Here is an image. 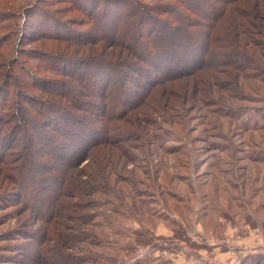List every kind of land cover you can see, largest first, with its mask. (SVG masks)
<instances>
[{
  "label": "rangeland",
  "instance_id": "1",
  "mask_svg": "<svg viewBox=\"0 0 264 264\" xmlns=\"http://www.w3.org/2000/svg\"><path fill=\"white\" fill-rule=\"evenodd\" d=\"M37 1L0 0V41L9 37L6 44H0V48L3 46L0 49V66L14 62L12 72L22 83L56 74L47 59L41 56L43 51L38 50L52 47L57 51V47L51 46L53 42L42 46L31 42L33 39L28 37L30 34L40 36L50 28V34L62 35L61 31L53 26H43L46 25L45 17H40L41 12L34 11L33 7L31 11L35 13L28 19L30 24L22 28V14L30 5L37 7ZM54 1L43 0L44 4L40 1L39 9L53 8ZM73 1L77 6L87 4L84 0ZM86 1L93 8L95 0ZM186 1L193 10H212L209 0ZM244 1L243 16H251L247 28L250 26L254 30L253 36H246L243 41V38L234 37L232 32L224 37L218 35V43L225 41L223 46L230 50L223 51V54L219 50L220 44L213 50L220 58L234 59L256 71H245L243 81H240L241 91H234L231 96L234 101L229 98V93L220 91L219 99L227 107H219L223 109L219 111L223 115L208 114V118L214 117L215 129L188 134V128L195 126V123H190V117L204 112L194 110L195 113H189L193 101L184 98H192L190 93L167 94L163 100L165 103L170 101V110L162 106L160 97L149 101L146 107H140L128 117L131 125L119 122L120 129H116L115 139L129 145L111 154L113 160L108 164V171L99 174V183L94 186L97 191L93 194L87 185L85 188L75 187L82 182L79 168L71 165L67 169V163L59 159V153L44 155L45 146L49 143L46 142L48 131H43V125L38 127L34 138L28 131L25 138L20 133L12 140L13 148L9 151L14 158L5 165L9 168L7 177L4 165L0 164V264H128L143 257L149 262L142 264H234L238 256H243V249L264 256V247H257L259 239H264V0ZM98 2L102 3L101 0ZM140 2L166 6L177 3L175 0ZM24 4L28 6L22 8ZM47 4L52 7H47ZM54 6L64 8L66 4L54 3ZM169 7L174 9V6ZM180 8L192 18V12L185 5L180 4ZM91 10L94 14L100 12ZM63 14L48 18L47 22L54 20L58 27L64 28L63 20L66 18L77 16L85 19V15L79 12ZM87 23L74 27L86 29ZM90 25L93 26L92 21ZM162 26L169 29L165 24ZM178 36L174 33L173 38ZM168 38L166 36L164 40ZM69 48L72 55L77 53L76 57L84 61L85 57L79 56L82 53L75 52V46ZM78 63L77 73L87 72L81 62ZM217 78L219 88L227 87L229 82L225 75L219 74ZM36 83L41 84L39 81ZM70 87L68 91L72 93ZM9 91V96L17 92L16 88ZM241 106L243 109H234L232 116L224 113L227 108L231 110ZM14 113V110L4 113L7 114L8 127L16 124L10 119ZM76 114L81 121L90 118L82 112ZM148 115L153 122L151 125L137 119ZM208 118L204 117L203 123ZM198 127L200 131L203 128L198 125L194 130ZM247 127L260 129L248 131L245 135L243 131ZM193 136L199 141H191ZM230 143L240 151L231 153L227 147ZM72 145L69 143V148ZM170 147L176 149L175 152H170ZM202 149L210 151L204 153ZM51 150L52 147L48 149ZM123 154L128 158L123 160ZM255 154L258 161H250ZM221 156L230 161V172L221 173L215 168ZM82 165L87 173H91L90 163ZM66 170L73 179L70 180L71 185H63ZM14 171L18 172L12 177ZM168 175H173L171 185L165 182ZM86 183L89 184V178H86ZM217 183L218 190L214 193L212 186ZM78 188L85 190V195L78 196L81 192L77 191ZM215 203L221 208L217 209ZM249 222H254L255 226ZM178 224L190 242L204 247L190 248L180 243L177 237L174 238L179 247L173 243L163 245L166 241H157L156 246H143L135 238L140 234L138 236L134 231L142 233L144 229H154L155 237H169L173 230H177L171 231V228ZM255 228L260 230L259 235L253 232ZM221 246L232 250L222 252ZM229 252L233 254L229 255Z\"/></svg>",
  "mask_w": 264,
  "mask_h": 264
},
{
  "label": "trees",
  "instance_id": "2",
  "mask_svg": "<svg viewBox=\"0 0 264 264\" xmlns=\"http://www.w3.org/2000/svg\"><path fill=\"white\" fill-rule=\"evenodd\" d=\"M40 1L44 4L43 0H38L37 7L30 5L27 8L28 11L22 14L24 16L22 28L30 24L28 19L31 14L39 11L41 12L40 17L46 19V25L43 26H53L61 31L62 35L53 32L50 34V28L40 36L30 34L28 37L33 39L31 42L40 43L42 46H48L46 43L53 42L51 46L57 47V51L52 47L49 50H38L43 51L45 55L41 56L47 59L56 74L52 77L33 78L30 83H22L19 76L12 72L14 62H9L8 66L4 64L0 66L2 67L0 71V164L4 165L6 177L9 174V168L5 165L14 158V154L9 151L13 148L12 140L20 133L25 138L28 131H31V136L34 138V134H37L39 130L38 127L41 128L43 125L45 127L43 131H48L46 142L49 143V148L48 145L45 146L44 155L52 156L59 153V159L67 163V169L71 165L79 168L82 182L78 186L72 184L83 188L87 185L90 193L93 194L97 191L94 186L99 183L101 177L99 174L107 172L108 164L113 160L111 154L114 150L129 145L125 141L115 139L117 138L116 129H120V121L131 125L128 117L134 115L140 107H146L149 101H154L159 97L162 106L170 110V101L165 103L163 100L167 94L175 95L176 92H180V94L187 95L190 93L192 98H184V100L193 101L191 106L193 108L189 110V113H193L194 110L204 112L201 114L194 112L195 116L190 117V123H195V126L188 128V134L196 131L206 133L216 128L212 123L214 117L209 116L208 118V114L223 115L219 113L223 110L219 107H227L219 99L220 91L229 93V98L234 101L231 96L234 91H241L240 81H243L245 71H256L235 62L234 59L224 58V60L213 50L218 44L222 45L219 47L222 53L230 50L223 46L225 41L218 43L220 40L218 35L224 37L232 32L234 37L243 38V41L246 36H253L254 30L250 26L247 28V25H250L251 16H243L244 0H209L208 3L212 5L211 12L201 11L198 8L193 10L192 5L186 0H175L177 3L167 6L166 4L147 5L140 0H101V4L99 0H95L93 8L86 0L84 1L87 4L79 6L73 0H55V5L64 3L66 6L56 8L53 3V8L48 10L39 9L41 8ZM180 4L185 5L192 12V18L180 8ZM49 5L51 6L47 4V7ZM25 6L28 5L24 4L22 8ZM169 6H174V9ZM32 7L34 11H31ZM91 9L100 12L94 14V10ZM71 11L84 14L85 19L77 16L71 19L66 18L63 20L64 28L58 27L54 20L47 22L48 18L52 19L51 17L55 18L64 15V12ZM194 16L196 18H193ZM182 18L185 19L182 20ZM86 20L88 21L86 29L74 27L86 25ZM131 20H133L132 24H130ZM90 21L93 26L90 25ZM164 24L169 29H165L162 26ZM174 33L180 36L173 38ZM166 36L169 38L164 40ZM6 38L0 41V44H6L9 37ZM71 46L76 47L75 52L82 53L79 56L85 57L84 61L76 57L77 53L72 55L73 51L69 48ZM78 61L87 71L85 72L87 75L77 73ZM219 74L225 75L229 82L223 89L217 86ZM38 81L41 84H37ZM75 84L76 88H74ZM69 87L72 93H69ZM13 88H16L17 92L9 96V90ZM84 99L91 100L84 102ZM236 108L238 111L243 109L242 106L231 110L227 108L224 113L232 116L231 112ZM10 110L15 111L10 118L16 122L12 127L7 126L8 122L5 118L7 114H4ZM79 112L89 115L90 118L81 121L76 114ZM226 114L225 117L228 118ZM204 117L208 119L203 123ZM137 119L148 125L153 123L150 115ZM74 123L77 126H74ZM198 125L203 127L201 131L199 127L194 130ZM257 129L260 128L247 127L243 133L247 135L248 131ZM196 138L193 136L191 141H199ZM71 142L73 145L69 148ZM250 145L255 148L254 144ZM50 147L52 150L48 151ZM227 147L231 153L240 151L231 143ZM208 148L209 146L206 145V149ZM175 150L173 147L169 149L170 152H175ZM125 151L122 152L125 153ZM202 151L208 153L210 150L202 149ZM224 156L218 158L219 161L215 165L221 173L231 171L228 166L230 161ZM122 157L123 160L128 158L126 154ZM249 160L257 162V154ZM88 163L91 166V173H87L82 165ZM17 172L14 171V174H11L12 177H15ZM172 176L165 177V182L169 185L173 184ZM86 178H89V184L86 183ZM70 180L73 179L66 170L63 185L66 183L71 185ZM217 190L218 183L212 186L214 193ZM77 191H81L78 196L85 195V190L82 188H78ZM215 206L217 209L221 208L216 203ZM217 209L213 210L217 212ZM223 217L226 216L223 215ZM249 223L255 226L254 222ZM179 226L178 224L174 228L170 227L171 231L172 229L177 230H173L169 237L161 235L155 237L154 229L152 231L144 229L142 233L137 230L134 234L138 236L140 234L135 238L142 242L143 246H156L157 241L162 243L166 241L163 245L170 246L173 243L179 247L180 244L174 238L177 237L180 243L190 248L204 247L190 242L184 230ZM220 248L222 252L232 250V248L223 246ZM148 262L146 257H143L138 258V262L133 263L131 260L127 263ZM234 264H264V256L243 252V256L242 254L238 256Z\"/></svg>",
  "mask_w": 264,
  "mask_h": 264
},
{
  "label": "built area",
  "instance_id": "3",
  "mask_svg": "<svg viewBox=\"0 0 264 264\" xmlns=\"http://www.w3.org/2000/svg\"><path fill=\"white\" fill-rule=\"evenodd\" d=\"M253 232L255 233V234H260L261 232H260V230L258 229V228H255V229H253ZM261 241H264V239H262V238H260L259 239V245H257V247H264V244H263V242H261ZM243 250H245V249H243ZM251 250H246V252H250Z\"/></svg>",
  "mask_w": 264,
  "mask_h": 264
},
{
  "label": "crops",
  "instance_id": "4",
  "mask_svg": "<svg viewBox=\"0 0 264 264\" xmlns=\"http://www.w3.org/2000/svg\"><path fill=\"white\" fill-rule=\"evenodd\" d=\"M213 250H214V249H213ZM239 250H241V249H239ZM243 252H246V251H244V250H243ZM200 253H201V252H200ZM229 253H230V252H229ZM231 254H233V253H230L229 255H231ZM200 255H202V256H203V254H202V253H201ZM202 256H200V257H202ZM230 257H231V256H230ZM230 257H229V258H230ZM229 258H228V259H229ZM230 260H231V259H230ZM230 260H229L228 262H230Z\"/></svg>",
  "mask_w": 264,
  "mask_h": 264
}]
</instances>
